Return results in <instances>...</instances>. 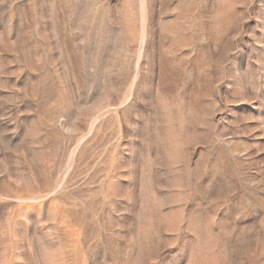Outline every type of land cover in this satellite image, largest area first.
Listing matches in <instances>:
<instances>
[{
  "label": "rangeland",
  "instance_id": "374dc122",
  "mask_svg": "<svg viewBox=\"0 0 264 264\" xmlns=\"http://www.w3.org/2000/svg\"><path fill=\"white\" fill-rule=\"evenodd\" d=\"M0 264H264V0H0Z\"/></svg>",
  "mask_w": 264,
  "mask_h": 264
}]
</instances>
